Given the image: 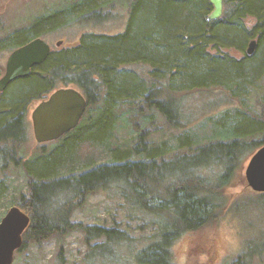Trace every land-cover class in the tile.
Listing matches in <instances>:
<instances>
[{"label": "trees", "instance_id": "16d2710c", "mask_svg": "<svg viewBox=\"0 0 264 264\" xmlns=\"http://www.w3.org/2000/svg\"><path fill=\"white\" fill-rule=\"evenodd\" d=\"M114 1L75 0L40 14L28 27L1 38L0 52L71 23L100 24L107 17L103 7ZM128 4L124 31L84 33L77 43L51 51L30 74L15 79L3 91L2 167L20 162L28 105L61 86H75L87 100L75 128L46 142L53 143L46 150V143H41L39 154L20 162L27 192L14 205L28 214L30 222L16 251L44 241L57 242L79 230L88 244L87 264H174V240L221 217L225 186L264 144V111L242 106L217 117L208 115L211 132L205 142L184 133L171 148L165 142L154 143L146 128H137L126 148L118 144L117 130L132 118L133 110L144 120L153 122L155 113L169 126L180 128L192 122L184 111L186 97L203 90L221 91L243 101L246 96L239 93L264 76V0H224L221 16L213 20L207 19L213 8L209 0H129ZM252 39L255 49L248 54ZM224 47L243 56L222 52ZM126 64L149 70L136 77L121 68ZM139 98L142 105L137 106ZM2 189L0 182V197ZM94 192L122 197L126 215L145 226H156V231L135 239L118 226L72 221L74 209ZM254 195L264 203V193ZM97 239L102 240L92 243ZM129 245L135 248L134 258L123 254ZM61 248L55 264L65 262ZM258 248L246 246L231 264H251L249 257L257 255Z\"/></svg>", "mask_w": 264, "mask_h": 264}, {"label": "rangeland", "instance_id": "374dc122", "mask_svg": "<svg viewBox=\"0 0 264 264\" xmlns=\"http://www.w3.org/2000/svg\"><path fill=\"white\" fill-rule=\"evenodd\" d=\"M73 1L75 0H0V39L15 29L28 27L38 15L60 9ZM128 1L115 0L109 6L103 7L107 17L100 24L71 23L43 37L50 44L51 50L54 51L59 48L55 45L58 40H63L62 46H66L77 43L84 33L111 35L120 33L126 27L130 6ZM93 20L97 21L95 18ZM11 50L6 49L0 52V76L4 72L5 62ZM214 51L211 49V52ZM221 51L238 58L243 56V52L231 47H224ZM121 68L126 69L136 77H138L137 75L144 76L145 72L149 70L147 66L143 67L140 64H126ZM239 94L246 96L243 101L237 98L232 99L229 92L221 91L203 90L186 97L184 111L192 116V122L180 128L169 126L155 113L152 117L153 122L144 120L143 115L140 113L134 115L133 110L132 118L128 122H123L117 130L118 144H121L122 148H126L135 138L134 129L137 128H146L145 131L154 143L165 142L171 148L177 145L178 136L184 133L191 136L195 135V140L205 142L211 132L206 120L208 115L217 117L223 111L233 109L236 106H242L244 109L255 112L264 111V76L246 92ZM2 95L3 93H0V98ZM216 99H219L217 105L215 104L210 108L205 107L207 103L215 102ZM140 100V98L136 99L139 102L137 106L142 105ZM221 100L222 102H220ZM35 103L28 105L27 137L18 151V157H21L20 162L22 163L31 158L30 156H36L42 151V145L36 142L31 128L29 106L31 107ZM52 145V142L46 143L45 150ZM84 146L86 147L87 144ZM87 149L92 150L91 146H88ZM10 153L11 151H8L7 156H10ZM2 159L6 162L5 157ZM20 162L17 164L10 161L4 167L0 165V182L4 186L0 197V218L10 206L14 205L20 194L27 192V176L23 164ZM245 162L234 178L225 186L224 207L221 217L211 225L186 232L174 240L171 246L174 264H231L246 246L254 248L257 246L260 249L257 255L255 253L250 255L251 264H264V203L262 198L252 197L259 192L252 190L246 183ZM123 204L124 199L120 196L110 198L103 192L90 193L86 201L74 209L71 219L85 225L118 226L135 239L140 237L145 239L156 231V226H145L140 220L131 219L126 215ZM100 240L97 239L92 243ZM249 242L250 244H248ZM61 246L65 258L64 264H87L84 261V256L88 251V244L79 230L70 232L60 241H44L39 244H31L24 250L16 251L12 264H55ZM123 254L127 256L131 254L134 258V246L124 247ZM130 260L132 261V259Z\"/></svg>", "mask_w": 264, "mask_h": 264}, {"label": "water", "instance_id": "95a60500", "mask_svg": "<svg viewBox=\"0 0 264 264\" xmlns=\"http://www.w3.org/2000/svg\"><path fill=\"white\" fill-rule=\"evenodd\" d=\"M213 8L207 19L221 16L224 0H209ZM63 40L55 45L60 46ZM256 40H250L246 52L251 54ZM51 52L50 44L43 37H35L14 48L8 55L4 72L0 76V92L17 78L30 74L31 69L41 64ZM87 107V100L75 86L54 89L30 109L33 136L38 144L56 140L75 128ZM247 185L254 191L264 193V144L247 159L244 166ZM30 217L19 206L12 205L0 218V264H12L16 250L22 244V234Z\"/></svg>", "mask_w": 264, "mask_h": 264}, {"label": "flooded vegetation", "instance_id": "af4514ba", "mask_svg": "<svg viewBox=\"0 0 264 264\" xmlns=\"http://www.w3.org/2000/svg\"><path fill=\"white\" fill-rule=\"evenodd\" d=\"M40 37H41V36H40ZM43 38H44V37H43ZM50 47H51V46H50ZM13 49H14V48H13ZM13 49H12V50H13ZM12 50H11V51H12ZM6 87H7V86H6ZM5 89H6V88H5ZM3 91H4V90H3ZM3 91H1L0 93L2 94V93H3Z\"/></svg>", "mask_w": 264, "mask_h": 264}, {"label": "bare ground", "instance_id": "6f19581e", "mask_svg": "<svg viewBox=\"0 0 264 264\" xmlns=\"http://www.w3.org/2000/svg\"><path fill=\"white\" fill-rule=\"evenodd\" d=\"M11 82H12V81H11ZM11 82H9V83H11ZM9 83H8V84H9ZM8 84H7V85H8ZM5 88H6V87H5Z\"/></svg>", "mask_w": 264, "mask_h": 264}]
</instances>
